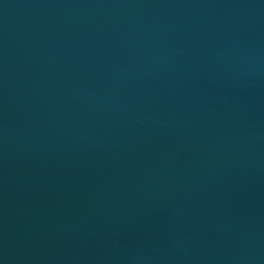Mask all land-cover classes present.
<instances>
[{
	"label": "water",
	"instance_id": "water-1",
	"mask_svg": "<svg viewBox=\"0 0 264 264\" xmlns=\"http://www.w3.org/2000/svg\"><path fill=\"white\" fill-rule=\"evenodd\" d=\"M0 264H264V0H0Z\"/></svg>",
	"mask_w": 264,
	"mask_h": 264
}]
</instances>
